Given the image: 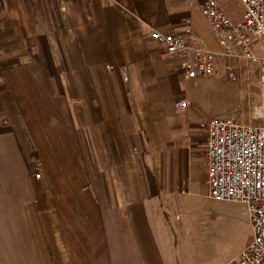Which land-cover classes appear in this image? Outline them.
<instances>
[{"label": "crops", "instance_id": "0c3cea01", "mask_svg": "<svg viewBox=\"0 0 264 264\" xmlns=\"http://www.w3.org/2000/svg\"><path fill=\"white\" fill-rule=\"evenodd\" d=\"M206 1L0 0V264H177L170 214L207 191L220 116L148 34L219 50Z\"/></svg>", "mask_w": 264, "mask_h": 264}, {"label": "built area", "instance_id": "2783aa9c", "mask_svg": "<svg viewBox=\"0 0 264 264\" xmlns=\"http://www.w3.org/2000/svg\"><path fill=\"white\" fill-rule=\"evenodd\" d=\"M243 17L234 22L216 0H207L201 14L220 50L205 48L189 28L179 33L151 30L148 38L180 62L187 80L217 75V65L231 81L237 79L236 62L258 64V83L264 91V0H239ZM181 102L178 107H185ZM206 132L207 198L246 206L251 241L225 264H264V125L249 126L232 117H212L200 122ZM39 176H36L38 179Z\"/></svg>", "mask_w": 264, "mask_h": 264}, {"label": "rangeland", "instance_id": "374dc122", "mask_svg": "<svg viewBox=\"0 0 264 264\" xmlns=\"http://www.w3.org/2000/svg\"><path fill=\"white\" fill-rule=\"evenodd\" d=\"M225 65V61L217 65L220 70L216 76L196 79L208 81L202 83L208 98L206 109L249 126L264 125V91L258 83V64L237 61L235 81L228 78ZM206 192V186L201 185L194 195L182 196L180 207L170 214L171 254L177 264H222L251 241L246 206L210 200Z\"/></svg>", "mask_w": 264, "mask_h": 264}]
</instances>
